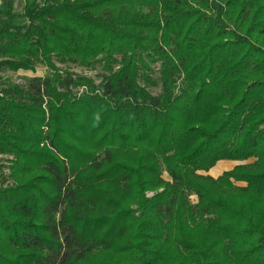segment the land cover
Returning <instances> with one entry per match:
<instances>
[{
  "label": "trees",
  "instance_id": "16d2710c",
  "mask_svg": "<svg viewBox=\"0 0 264 264\" xmlns=\"http://www.w3.org/2000/svg\"><path fill=\"white\" fill-rule=\"evenodd\" d=\"M15 1L0 73L51 74L0 89V264H264V0Z\"/></svg>",
  "mask_w": 264,
  "mask_h": 264
},
{
  "label": "rangeland",
  "instance_id": "374dc122",
  "mask_svg": "<svg viewBox=\"0 0 264 264\" xmlns=\"http://www.w3.org/2000/svg\"><path fill=\"white\" fill-rule=\"evenodd\" d=\"M22 1L16 0L14 5V10L16 13H21L22 11ZM53 64L55 66V70L58 71V74H70L74 79L76 77L89 80L91 81L95 86H98L100 83V75L102 74V64H92L89 66L85 65H79L75 63H61L60 61L53 60ZM51 74V71L46 68L43 65H35L33 71H18V72H11V71H4L0 73V89L3 88L6 84L10 85H18L22 86L25 84L27 79H30L32 77H44ZM73 95L76 98H79L82 96V94L85 92V87L79 86L75 89L71 90ZM153 94H158L159 90H153ZM12 157L7 156H0V188L4 189L8 186L14 185L13 181L11 180V174L8 170V166H10V161H12ZM226 163V167L223 169H219L217 167L218 164ZM252 163V160L242 162V163H235V162H228L223 161L216 164V166L210 170L208 173H199L200 175L209 176L213 179H217L219 176H221L222 173L228 172L232 170L237 165H246ZM163 179L168 181V177L166 174H163ZM235 187L244 188L246 187L245 183H233ZM161 190H156L153 192H147L145 194L146 198H151L155 194L159 193ZM190 202L192 204L196 203V198L194 196L190 197ZM132 210H135V206H131Z\"/></svg>",
  "mask_w": 264,
  "mask_h": 264
},
{
  "label": "clouds",
  "instance_id": "9594fccd",
  "mask_svg": "<svg viewBox=\"0 0 264 264\" xmlns=\"http://www.w3.org/2000/svg\"><path fill=\"white\" fill-rule=\"evenodd\" d=\"M100 119H101V117H100L99 113H96V114H95V122H96V124L99 123ZM94 126H95V125H94Z\"/></svg>",
  "mask_w": 264,
  "mask_h": 264
},
{
  "label": "crops",
  "instance_id": "0c3cea01",
  "mask_svg": "<svg viewBox=\"0 0 264 264\" xmlns=\"http://www.w3.org/2000/svg\"><path fill=\"white\" fill-rule=\"evenodd\" d=\"M217 167H218L219 169H223L224 167H226V163L218 164Z\"/></svg>",
  "mask_w": 264,
  "mask_h": 264
}]
</instances>
